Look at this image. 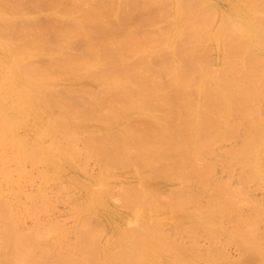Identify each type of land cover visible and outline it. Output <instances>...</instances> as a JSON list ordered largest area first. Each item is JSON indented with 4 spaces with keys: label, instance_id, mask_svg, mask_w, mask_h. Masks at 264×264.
Masks as SVG:
<instances>
[{
    "label": "bare ground",
    "instance_id": "1",
    "mask_svg": "<svg viewBox=\"0 0 264 264\" xmlns=\"http://www.w3.org/2000/svg\"><path fill=\"white\" fill-rule=\"evenodd\" d=\"M10 1L0 0V167L3 166L0 168V263L39 264L40 260L39 235L42 234L39 231L40 217L37 215L35 218V224L32 225L34 229L26 228L21 216L32 214V212L25 213L28 203L20 202L16 196L24 194L21 188L23 185L18 186L20 178L13 177L15 172H11V164L8 165V163L14 160L16 172H19L18 176L28 178L27 164L34 169L37 166L39 170V164L56 167L67 157L72 156L74 159L75 154L80 151L78 150L80 146L77 148L76 142L82 139H79L80 137L87 136L90 140L96 139L93 140L94 143L86 145L87 149L84 147L85 153L88 152V157L96 155L99 161L102 160L100 162L106 165L104 173L99 178V188L94 189V192L91 191L88 198L90 215L92 212L95 214L98 207L100 209L102 207V200L98 199L100 192L103 189L110 191L111 187L108 188L105 182L113 178L114 170L112 169L113 172H111V168L127 169L126 167L130 166L137 173L135 174L137 185H134V188L130 187L132 189L126 187L130 193L133 191L132 193L135 194L131 193L132 197H128V200L125 198L128 207L132 208V219L129 222L127 219L126 228L116 229L117 233L113 236L101 234L100 241L98 240L101 249H97L99 255L97 258L91 257L89 264H158L155 258L159 257L158 252L164 250L167 253L166 249L169 248L162 247L168 243L163 236L159 235L160 239H158L157 234V239L152 240L153 228L161 224L158 225L154 221L160 216L153 220L151 211L154 214L159 213L160 209L155 212L156 204H159L156 199L167 192L160 191L161 194L157 191L158 188L152 185V182L159 178L177 183L173 191L171 188V193L168 191V195L165 194L168 203L162 202L170 206V210L176 209L175 214H179L177 215L179 217H175L179 219L178 225L188 226L187 230L191 229L190 232L193 235L194 226L196 229H198L197 226H201L198 231L201 229V232H207L206 238L211 243H215L219 238L216 245L213 244L215 246L204 249L205 254H201L200 257L205 256L204 259H207L205 264H239L231 260L228 255L230 252H227V247L220 240V237L229 233L228 229L225 226H217L214 220L219 218L231 220L233 208L230 206L237 204L236 201L242 196L247 198L250 194L240 187L239 189L232 186L229 181L224 182L222 178L220 181L215 177L217 176L215 168L218 166H215V157L220 158L222 168H225L232 159H236L241 164L246 163L247 160L250 163L252 159L262 160L264 156V154L260 156L258 151L259 149L264 153V117L261 106L259 108L256 106L264 95L255 98L256 93L249 88L264 84L262 82L264 74L257 70V67L264 65V1L230 0L229 9L219 18L210 15L211 17L209 16L205 22L200 17L205 22L201 27L193 26L191 18L192 16L197 18L198 12L195 13V10L202 9L199 7L203 3V6L207 5L205 0H196L197 2L186 0L189 2L187 5L182 3V0H50V2L37 0L40 6L48 1L44 5H49L47 8L52 10L48 19L52 23L47 20L46 27H44L45 22L43 25L41 23L36 25L39 21L37 23L32 14H29L31 11L29 15L25 13V11L28 12L24 9L28 8L25 0H14L15 3ZM136 1L142 3L143 14L150 13L149 16L147 15L150 21L155 20L157 13L167 17L168 4L174 2L173 13L176 17L174 16L172 26L166 27L167 29L159 28L155 33L138 35L136 31H133L137 28L132 29V23L131 27L129 20L128 23L125 21V18L135 11V4L138 6L139 3L137 4ZM190 1L193 4L203 3L195 9L196 6L190 4ZM57 2H61L60 6ZM20 4L23 6L22 10ZM153 4L158 6L155 7ZM34 9H36L35 6ZM180 14H185L187 19L181 20L178 17ZM204 14L202 13L204 18L208 17ZM144 15L145 19L147 16ZM144 19L142 16L145 22ZM34 21L36 24L33 23ZM205 40L213 41L216 44L213 47L216 46V50H221V55L225 54L220 57L221 59L218 57L221 60L218 66L226 65V68L234 70L228 77L222 75L216 68L211 70L210 60L204 58L205 54L202 53L201 43ZM78 43L80 47L83 45L81 51L75 49L77 46L74 48V45ZM71 48L76 51L72 52ZM251 50L255 53L244 60L248 54H251ZM41 59L44 61L43 64ZM243 60V68L237 69L236 66ZM84 82H89L92 86ZM238 113L242 114L241 119L245 116L249 118L250 115L254 119L256 114L257 118L255 121L252 119L246 121L245 118L243 129L240 131L236 129L235 122H232ZM94 121L96 123L98 121L100 126L91 127L90 124ZM237 124L240 123H236V126ZM26 131L34 134L32 140L21 135V132ZM233 138L241 139L242 143H238L240 146L235 144L224 149L222 145ZM232 149L235 150L231 152ZM254 162L251 161L255 164ZM259 162L264 165V158L262 162L260 160ZM241 171L238 172L241 175L244 172L245 175L250 173L248 170V173ZM36 173L40 176L39 172ZM233 174L231 172L228 177L233 178ZM209 176L213 178L209 179ZM247 178L242 176L238 183L241 184L242 181L244 183ZM36 181L33 192L25 194L31 199L26 197L27 202L33 201L35 207L32 206V211L34 212L35 209H39V206L41 207L39 180ZM193 186L196 187V191L193 190ZM239 186L243 187L242 184ZM245 187L248 186L245 185ZM245 187L243 188L246 189ZM123 189L125 190V187ZM127 190H125L126 193ZM114 191L116 192V189ZM257 203L253 202L252 207L255 208L252 209L259 215L258 219L263 220L264 206ZM162 205L159 204V207L167 209ZM238 205L235 208H238ZM147 207L151 214L144 212ZM70 211L69 213L75 212ZM240 212L235 209L237 218L233 226H242L241 229L245 232L247 226L257 224L252 223L255 218L251 217L253 218L251 220L249 216L247 218ZM170 219L172 220L173 217ZM57 221L55 225L59 222ZM188 223H191L192 228ZM84 224L83 222L79 227L87 226ZM43 229L42 232H45ZM155 229L157 233L158 229ZM71 233H68L69 236L72 235ZM245 236L249 241L250 236ZM245 236L240 237L243 243ZM62 238L64 237L61 236L59 240ZM262 238L260 237V241L264 240V236ZM89 240H86V243ZM159 242L163 245L160 246ZM97 251H94L95 255ZM204 252L202 250V253ZM260 252L264 253L263 247L260 248ZM190 255L185 254L184 259ZM83 256L79 258L83 259ZM27 257H32L31 262H27ZM42 257L44 258V255ZM74 257L78 259L77 256ZM184 259L181 257L183 262L177 264H189ZM86 262L85 264H88Z\"/></svg>",
    "mask_w": 264,
    "mask_h": 264
},
{
    "label": "rangeland",
    "instance_id": "2",
    "mask_svg": "<svg viewBox=\"0 0 264 264\" xmlns=\"http://www.w3.org/2000/svg\"><path fill=\"white\" fill-rule=\"evenodd\" d=\"M8 1H10V0H8ZM13 2L12 3H15L14 2V0H12ZM18 1V0H17ZM17 1H16V3H17ZM40 1H43V0H40ZM95 1H98V0H95ZM169 1H173V0H169ZM185 1V2H184ZM192 1H194V0H192ZM196 1V0H195ZM194 1V2H195ZM206 1V3L205 4H207V5H204L203 6V2H198L197 4H193L191 1H190V4H192V5H194V7H195V9L198 7V6H200L202 3V5L199 7V8H202V9H198V11L197 10H195V13H197L198 12V15L196 16L197 18H193V17H195V16H192V18H191V24L193 25V26H196V27H201V26H203L202 24H204L205 22H206V20H208L209 19V16L210 15H213L215 18H216V16L219 18L220 16H221V14L223 13V12H225V11H227L229 8V6H230V0H205ZM261 1V0H260ZM262 1H264V0H262ZM11 2V1H10ZM25 2L27 3H25V5H27L28 6V8H24L25 10L27 9L28 10V12L27 11H25V13H27V15H29V14H32V17L34 18V20H37L36 22L38 23V21H39V24H36V22L34 21L33 23H35L36 25H40V23L43 25L44 24V22H45V24H44V27H46L45 25H47L46 24V22H47V20L49 19V17L51 16L50 14H51V11L52 10H50V9H48L47 8V6H49V5H44L46 2H48V1H46V2H43L42 4H41V6L39 5V1L37 2V0H25ZM49 2H50V0H49ZM182 3H186V5L189 3L188 1V3L186 2V0H182L181 1ZM197 2V1H196ZM19 3H22V2H19ZM33 3H34V5H33ZM41 3V2H40ZM58 3V2H57ZM61 3V2H60ZM60 3H58L59 4V6H60ZM92 3H96V2H92ZM136 3H137V1H136ZM138 3H139V1H138ZM137 3V4H138ZM215 3V4H214ZM23 4V3H22ZM22 4H20V9L21 8H23V6H22ZM199 4V5H198ZM212 4V5H211ZM24 5V4H23ZM33 5V6H32ZM140 5V6H139ZM153 5H155V7L156 6H158V5H156V4H153ZM169 6H168V9H169V14H168V16L167 17H163L162 16V14H159V13H157V17H155V20H153V21H150V20H148V16H149V14L150 13H144V14H146V18L144 19V17H145V15L143 14V6H142V3H139L138 4V6L135 4V7H134V10L135 11H137V13H138V15H137V13H134L135 11H133V13L132 14H129L126 18H125V21H127V23H128V20H129V24L131 25V23H132V25H133V27H132V25H131V27H132V29L134 28H137L136 30H133L134 32L136 31L137 32V34L138 35H143V33L144 34H149V32H153V33H155V32H157L158 31V29L159 28H165V29H167L166 27H169V26H172V24H173V19H174V16H175V13H173V9H174V7H175V3L174 2H170L169 4H168ZM214 5V6H213ZM27 6H25V7H27ZM34 6H35V8L36 9H34ZM44 6H45V8H44ZM50 6H51V3H50ZM137 6V7H136ZM160 6H162V5H160ZM203 6V7H202ZM207 8H206V7ZM216 6V7H215ZM30 7V8H29ZM39 7V8H38ZM42 7V8H41ZM139 7H142V8H140L139 9ZM151 7V6H150ZM213 7H214V9H213ZM50 8V7H49ZM138 8V9H137ZM24 9H23V11H24ZM137 9V10H136ZM163 9V8H162ZM167 9V10H168ZM216 9H217V11H216ZM22 10V9H21ZM139 10H140V12L142 13L141 15H140V12H139ZM145 10V9H144ZM158 10L160 11V9H159V7H158ZM29 11H31L30 13H29ZM204 11V12H203ZM210 11V12H209ZM215 11H216V13H215ZM214 14H213V13ZM24 13V12H23ZM29 13V14H28ZM77 13V12H76ZM202 13L206 16H208V17H205L204 18V16L202 15ZM135 15V16H134ZM200 15V16H199ZM129 16H132V17H130L129 18ZM142 16H143V19L145 20V22L142 20ZM203 16V17H202ZM176 17V16H175ZM178 17H180L181 18V20H186L187 19V17H186V15L185 14H180ZM203 18L204 20H205V22L203 21V19H201V18ZM211 17V16H210ZM127 19V20H126ZM147 19V20H146ZM211 19V18H210ZM142 20V21H141ZM140 21H141V23H140ZM201 21H203V22H201ZM48 22H49V20H48ZM49 23H52V22H49ZM140 23V24H139ZM135 24V25H134ZM55 25V24H54ZM53 25V26H54ZM50 26V25H49ZM48 26V27H49ZM47 27V28H48ZM52 27V26H51ZM144 29V30H143ZM143 30V31H142ZM150 30V31H149ZM80 43H78V45H79ZM78 45H74V48H75V46H77L75 49H77V51L78 50H80L81 48L83 49V45H82V43H81V47H80V45L78 46ZM214 45H216L213 41H211V40H205V41H203L202 43H201V46H202V53H204L205 54V56H204V58H207V59H209L210 60V62H209V66H210V68H211V70L212 69H214V68H216L217 70H219L220 72H221V74L222 75H224V76H226V77H228L231 73H232V71H234V70H231V69H228V68H226V65L225 66H218L219 65V62H221V60H219V58L222 56V55H225L224 53L221 55L220 53H221V50H219V49H217L216 50V46L215 47H213ZM80 47V48H79ZM71 49H73V48H71ZM215 51H214V50ZM72 52H75L76 50H71ZM81 51V50H80ZM255 52H254V50H251V54H248L247 56H246V58L244 59V60H246L247 59V57L249 56H252L253 54H254ZM219 57V58H218ZM221 59V58H220ZM219 60V61H218ZM244 60L242 61V62H239L238 63V65L236 66L237 67V69H242L243 68V62H244ZM38 61L40 62V59H38ZM43 60L41 59V64H43ZM257 70H258V72H260V73H263L264 74V65H261V66H259V67H257ZM260 73H258V74H260ZM262 82H264V79L262 80ZM86 85H89V82L87 83V82H84ZM89 86H92V84L91 85H89ZM249 88H251L255 93H256V95H255V98H259V96H263L264 95V84H261V85H258V86H256V87H249ZM254 98V99H255ZM262 98H264V97H262ZM260 99L259 101H258V103H259V105H256V106H258V108H259V106H261V110H262V112H263V117H264V99ZM260 101H263V102H261L260 103ZM79 105L81 104V103H78ZM257 104V103H256ZM240 112H242V111H240ZM256 114V113H255ZM239 115H240V117H239ZM257 116V114L255 115V117H254V119H253V117L250 115V117L249 118H246L247 116H245L244 118H242L241 119V117H242V114L241 113H238V115L237 116H234V120L232 121L234 124H235V127H236V129H238V130H242L243 129V123L245 122V118H246V121H251V119L253 120V121H255L256 119L255 118H257L256 117ZM247 119H249V120H247ZM239 120V121H238ZM236 121H238V122H236ZM243 121V122H242ZM95 122V123H94ZM94 122H91V124H90V126L91 127H99L100 126V123L97 121V123H96V121H94ZM236 123H240V124H237L238 126H236ZM242 126V128L240 129V127ZM239 127V128H238ZM235 129V130H236ZM31 131H26L25 133L24 132H21V135L23 134L26 138H30V140H32L33 139V133H32V135H31V133H30ZM22 135V136H23ZM250 137V136H249ZM83 140H82V139ZM88 138H89V140H88ZM241 138V137H240ZM240 138H233L232 140H230V141H228V142H226V143H221V145L224 147V149L226 148V147H230V146H234L235 144H238V143H242V141H240L241 139ZM79 139H81V140H79ZM78 140H79V142L77 141L76 143V145H78L77 146V148H78V150H80L78 153H76L75 154V157H74V159H72V156H70V157H67V158H65V159H63V160H61L62 162H60L56 167L55 166H47V165H45V164H39V170H38V168H36L35 167V169H34V167L32 168V166H28V165H30V164H27V166H26V169H27V172H28V174H26V176H28V178L27 177H25V176H23L24 178H22V175L21 176H18L19 175V172H16V164H15V161L13 160V162H9L8 163V165H10V170H11V172L13 171V172H15V173H13L14 174V178L15 179H19L18 181H19V184H18V186L20 185H23V187L21 186V188H22V190L24 191L23 193L24 194H22V196H20V195H16L17 196V198H19V200H20V202L21 201H23L22 203H24V204H27L26 205V207H27V209L24 211L25 213H31L32 212V214H25V215H23L25 218H23V216H21L22 217V221L24 222V224H26L25 226H26V228L28 229V230H30L31 229V227L33 228V226L32 225H34L35 223V218L37 217V215H39L38 217H40L39 218V225H41V226H39L40 228H39V231L43 234V237H42V234H40L39 235V252L41 253H39V264H85V262L86 263H88L94 256H96L95 258H97V256L99 255V251H97V249L99 250V249H101V245H100V243H99V239L101 238L100 236H101V234H102V236H113L115 233H117V231H116V229H118V228H122V227H124V228H126L125 226L127 225V223L130 221V219H132L131 217H132V212L133 211H131L132 210V208H130V207H128V205H127V203H126V199L125 198H127V200H128V197H132L131 196V193L133 192V191H131V193H130V190H127L126 189V187L127 188H130V187H132V188H134L135 186L134 185H137L136 183H137V173H135L136 171L134 170V169H132L130 166H127L126 168L127 169H123V167H122V169L120 168V167H118V168H116L117 170H115V167H113V168H111L110 170H111V172H113L112 171V169L114 170V172L112 173V176H113V178H110L109 180H107L105 183L107 184V186H108V188L109 187H111V188H109V190L110 191H107L108 189H106V190H104L103 189V191H101L100 192V196L98 197V199L99 200H102V207H101V209L98 207V209H97V213L95 212V214H94V212H92L91 213V215H90V205H88V203L90 202V201H88V198H89V196H90V193H91V191H93L94 192V189H98L99 188V178L101 177L100 175L101 174H103L104 173V167H106V165H105V163H103V162H100V161H102V160H100L99 161V158H97V156L96 155H90L89 157H88V152L87 153H85V149H84V147L86 148V145H88V143H94L93 142V140L95 141V139L96 138H93V140H90V137H87V136H85V138H83V137H80ZM85 140H86V142H85ZM87 140H88V142H87ZM90 141H92V142H90ZM46 144H47V142H46ZM83 144H84V146H83ZM89 144V145H90ZM222 146H221V148H222ZM238 146H240V144H238ZM90 147H91V145H90ZM89 147V148H90ZM87 148H88V146H87ZM86 148V149H87ZM257 148V147H256ZM227 149V148H226ZM83 150V151H82ZM233 150H235V149H232V150H230L231 152L233 151ZM258 151H259V153H260V156H262L264 153H262V151H260L259 149H258ZM222 153H224L223 151H222ZM262 153V154H261ZM80 154V155H79ZM87 156H86V155ZM235 153H233V155H234ZM83 155V156H82ZM232 155V156H233ZM74 156V155H73ZM77 156H79V157H77ZM81 156H82V158H81ZM84 157V158H83ZM87 157V158H86ZM95 157V158H94ZM216 158V164H215V166L216 165H218V166H216L217 168H215L216 170H215V174L217 175V176H215V177H217V179H223L224 180V182L226 181V182H230L231 184H232V186L234 185L235 187H240V188H242L243 190H246V191H248L249 192V197H244V196H242V198L241 199H238L237 201L239 202V200H242L241 202H239L240 203V206L238 205V202L236 201V203L237 204H235L234 203V205H236V206H234V205H232V206H230L231 208H233V212L231 211V209H230V211H231V215H230V219L231 220H229V221H227V220H225L224 218H219V219H215L214 220V222H215V224L217 225V226H225L227 229H228V231H229V233H227L225 236H223V237H220V240H221V242L223 243V245H225L226 247H227V249H228V251L227 252H230V253H228V255H230L229 257L231 258V260H233L234 262H239V264H264V253L263 254H261V252H260V248L261 247H263V249H264V240H261V241H263V242H261L260 241V237L262 238V236H264V219L263 220H259L258 218H259V215H257L256 214V211L255 210H253L255 207H252L253 206V202H258L257 204H259V205H263L264 206V169H261V168H264V165H261V163L259 162V160L262 162V160H263V158H264V156L262 157V160L259 158V159H252V160H250V163L248 162L249 160H247V161H245L246 163H244V162H242L241 164H240V162H238V161H236V159H232L231 160V162H228V165L227 166H225V168H222L223 166L221 165V163H220V158L219 157H215ZM71 159V160H70ZM84 159V160H83ZM91 161H90V160ZM94 159V160H93ZM96 160V161H95ZM72 161V162H71ZM82 161H86L85 163L84 162H82ZM87 161H88V163H87ZM90 161V162H89ZM92 161H94L93 163H92ZM251 161H255L254 163L255 164H253V163H251ZM13 163V164H12ZM84 163V164H83ZM91 163H92V165H91ZM102 164L101 166L100 165H98V164ZM239 163V164H238ZM244 163V164H243ZM259 163V164H258ZM85 164H87L86 166H85ZM246 164V165H245ZM253 164V165H252ZM43 165H44V167H43ZM258 165H259V167H258ZM82 166V167H81ZM92 166V167H91ZM241 166V167H240ZM245 167V168H243V167ZM1 167H3V166H1ZM0 167V168H1ZM81 169H80V168ZM91 167V168H90ZM101 167H102V169H101ZM117 167V166H116ZM254 167H256L257 168V172H256V168L254 169ZM46 168V170H44V169ZM125 168V167H124ZM242 169V171H246L247 172V170L248 171H250V173L249 174H246L245 175V172H244V174H239L240 173V169ZM33 169V170H32ZM245 169V170H244ZM254 169V170H253ZM1 170V169H0ZM101 170V171H100ZM41 171V172H40ZM44 171V172H43ZM91 171V172H90ZM98 171H100V172H98ZM134 171V172H133ZM241 171V172H242ZM252 171H254V173H258L257 174V176H256V174L255 175H253L254 173L252 172ZM26 172V173H27ZM36 172H39V175L40 176H37L36 174H38V173H36ZM234 173L232 176H233V178L232 177H228L229 176V174L230 173ZM239 172V173H238ZM30 173V174H29ZM33 173V174H32ZM41 173V174H40ZM43 173H45V174H43ZM53 173H54V175H53ZM115 173V174H114ZM248 173V172H247ZM17 174V175H16ZM42 174H43V176H42ZM136 174V175H135ZM16 175V176H15ZM33 175H34V177H33ZM50 175V176H49ZM53 175V176H52ZM58 175V176H57ZM18 176V177H17ZM37 176V177H36ZM45 176H46V178H45ZM248 177L247 179H245V181H244V183H243V181L241 182V184H242V186L243 187H245V185L246 186H248V187H245L246 189H244L243 187H241V186H239V185H241V184H239L238 182H239V180L241 179V177ZM50 177V178H49ZM196 177V176H195ZM22 178V179H21ZM30 178V179H29ZM39 178V179H38ZM42 178V179H41ZM52 178V179H51ZM211 178H213V176H209V179H211ZM238 178V179H237ZM26 179H29V180H27L26 181ZM39 180V192H41L40 194H39V198H40V200H39V205L41 204V207L39 206V209L37 208V209H35V212H34V210L32 211V209H33V207H35L34 206V203H33V201H31V203L29 202L31 199L30 198H28V196H25V194H29V193H31V192H33V190H34V188H35V185L36 184H34V183H36L37 181L36 180ZM47 179H49V180H47ZM221 179V180H222ZM237 179V180H236ZM31 180H34V181H31ZM59 182H58V181ZM98 180V181H97ZM220 180V181H221ZM23 181H25V182H23ZM28 181H30V182H28ZM36 181V182H35ZM49 181V182H48ZM57 181V182H56ZM63 182V183H61V182ZM23 182V183H22ZM32 182V183H31ZM51 182V183H50ZM55 182V183H54ZM98 182V183H97ZM136 182V183H135ZM223 182V181H222ZM49 185V187L46 185ZM55 184V185H51V184ZM57 183V184H56ZM30 184V185H29ZM244 184V185H243ZM26 185H28V187L26 186ZM96 185H98V186H96ZM152 185L155 187V188H158V192H170L171 193V191H173L174 190V186H176L177 185V183H172V181H168L167 179H160L159 178V180H155V181H153L152 182ZM238 185V186H237ZM27 188H26V187ZM45 186V187H44ZM62 188H61V187ZM118 186V187H117ZM134 186V187H133ZM173 186V187H172ZM60 187V188H59ZM95 187H97V188H95ZM115 187V188H114ZM117 187V188H116ZM119 187H122L121 189H122V191H120L121 189L119 188ZM125 187V190H127L129 193H130V196H129V193L127 194L126 193V191L123 189ZM30 188V189H29ZM56 190H55V189ZM132 188H130V189H132ZM171 188H172V190H171ZM193 190L194 191H196V187H194L193 186ZM239 188V189H240ZM249 190H248V189ZM16 189H18V187H16ZM64 189V190H63ZM116 189V192L114 191V190ZM118 189H119V191H118ZM160 189V190H159ZM46 190V191H45ZM58 190H59V195H58ZM61 190V191H60ZM163 190V191H162ZM171 190V191H170ZM56 191V192H55ZM66 191V192H65ZM97 191V190H96ZM114 191V192H113ZM46 192V193H45ZM110 192V193H109ZM157 192V193H158ZM160 192V193H161ZM167 192L166 193H164V197L162 196H160V195H158V197L160 196L161 198H162V200L160 199V197L158 198V199H156V202H157V200H158V203L159 204H163L162 206H165V208L167 207V209H162V207L160 206L159 207V204H156L157 205V208H155V212H157L159 209V213H155L154 214V212H152L151 211V213L153 214L152 216L154 217L153 218V220L154 219H156L158 216H160V217H158V219H156V220H159V221H156V220H154L156 223H158V225H160L161 224V226H159V227H154L153 229L155 230H152V236H154V237H152V240H155V239H157L156 237L158 236V239H160V236L162 237L163 236V239L165 238L166 239V241L168 242V243H166L165 245H163V243H160L159 245L161 246V245H163L162 247H164V249H166V247L167 248H169V249H166L167 251V253H165V251L164 250H162V252H158V255H159V257L157 256V257H155L154 255H152L153 257H155L157 260H158V264H177V263H182L183 262V260H181V257H182V259H184V255L185 254H188V255H190V256H188V258L187 259H184V260H186V261H188V263L189 264H205V262H207V259H204V258H206L205 256L204 257H200V256H202L201 254H205V252H204V249H206V248H209V247H213V246H215L216 245V243L219 241V238L216 240V242L215 243H211L206 237V233L207 232H201V229H200V231H198L199 230V228L201 227H199V226H197L198 227V229H196V226H194L193 228V232H194V235H193V233L192 232H190V231H192L191 229L188 231L187 229H189L188 228V226H186V227H183V226H179L178 224L180 223V222H178L179 221V219H177V218H175V217H179V216H177V215H179L178 213H177V215L175 214V211H176V209L173 211V210H170L169 208H170V206H168V205H164L165 203H168L167 201H168V198L167 197H165V194H167ZM51 193H52V195H51ZM66 193V194H65ZM115 193V194H114ZM124 193H126L124 196H123V194ZM159 193V194H160ZM46 194H48L49 196H47ZM54 194V195H53ZM67 194H69V195H67ZM120 196H119V195ZM43 195H45L44 196V199H42L43 197ZM67 195V196H66ZM118 195V196H117ZM132 195H135L134 193H132ZM168 195V194H167ZM247 195V196H248ZM19 196V197H18ZM25 196V197H24ZM60 196V197H59ZM112 196V197H111ZM155 196H157V195H155ZM28 199H30V200H28V202H27V198ZM49 197H51V199H53V200H51ZM56 199H55V198ZM59 197V198H58ZM66 197V198H65ZM111 197V198H110ZM118 197V198H117ZM48 198V199H47ZM62 198V199H61ZM115 198V199H114ZM156 198V197H155ZM163 198H164V200H163ZM64 199V200H63ZM66 199V200H65ZM111 199V200H110ZM122 199V200H121ZM160 199V200H159ZM47 200H49V201H47ZM119 201V203H118V201ZM53 201V202H52ZM58 201V202H57ZM64 201V202H63ZM165 202V203H163V202ZM46 202V203H45ZM50 204H49V203ZM61 202V203H60ZM122 202V203H121ZM30 203V204H29ZM43 203H45V205L43 204ZM48 203V204H47ZM53 203V204H52ZM78 203V204H77ZM123 203H125V204H123ZM241 203H243L242 205H241ZM32 204V205H31ZM56 204V205H55ZM62 206H61V205ZM70 205H72V206H74V207H72V206H70ZM79 205H81V208H79ZM237 205H238V208H235V207H237ZM33 206V207H32ZM76 206V207H75ZM78 206V207H77ZM83 206H84V208H83ZM234 206V207H233ZM31 207V208H30ZM53 207V208H52ZM66 207H69V208H66ZM105 209H104V208ZM132 207V206H131ZM71 208V209H70ZM75 208V209H74ZM124 208V209H123ZM176 208V207H175ZM253 208V209H252ZM30 209V210H29ZM79 209V210H78ZM88 211V214H87V211ZM142 209H144V208H142ZM149 208L147 207L146 208V210L144 211V212H147V213H150V210H148ZM162 209V210H161ZM235 209L237 210H239V211H241L244 215H245V217H247L248 218V216H249V218L252 220L253 218H255V219H253L254 221H252V223H253V225H255L256 223V225L255 226H247V229H246V231L244 232L243 231V229H241L242 228V226H233L234 225V223H235V219L237 218V214H235ZM55 210V211H54ZM64 210H65V212H64ZM70 210H72V211H75V212H72V211H70ZM86 211V212H84V211ZM93 210V211H94ZM264 210V209H263ZM27 211H29V212H27ZM47 211H48V213H47ZM60 211V213H58ZM62 211H63V213H62ZM67 211V212H66ZM69 211L70 212H72V213H69ZM162 211V212H161ZM258 211V210H257ZM36 214V216H35V214ZM50 212H52V213H50ZM54 212V213H53ZM111 212V213H110ZM172 212V213H171ZM240 212V213H241ZM44 213H45V215H46V217H45V215H44ZM56 213L58 214V215H56ZM62 213V214H61ZM74 213V214H73ZM100 213V214H99ZM150 213V214H151ZM174 213V214H173ZM71 214H73V215H71ZM84 214H87V215H85L84 216ZM97 214V215H96ZM157 214V215H156ZM159 214V215H158ZM170 214V215H169ZM173 214V216H171ZM30 215V216H29ZM70 215V216H69ZM257 216V219H256V216ZM35 216V217H34ZM41 216H42V219H41ZM56 216L58 217L57 219H56ZM71 216H72V218H71ZM74 216V217H73ZM89 216V217H88ZM163 216H165V217H163ZM236 216V217H235ZM255 216V217H254ZM32 219H31V218ZM59 217H60V219H59ZM105 217V218H104ZM162 217V218H161ZM173 217V219L171 220L170 218H172ZM251 217H253V218H251ZM29 218V219H28ZM71 218V219H70ZM83 218V219H82ZM89 218V219H88ZM165 218V219H164ZM44 219H45V221H44ZM87 219V220H86ZM94 219H95V221H94ZM127 219H128V222H127ZM167 219V220H166ZM177 219V220H176ZM190 219V218H189ZM41 220V221H40ZM50 220V221H49ZM55 220V221H54ZM60 222L61 221V223H59L58 221ZM83 220V221H82ZM162 220V221H161ZM178 222H176V221ZM191 220V219H190ZM190 220H187V221H190ZM54 221V222H53ZM56 221L58 222L57 223V225H55L56 224ZM82 221V222H81ZM92 221V222H91ZM227 221V222H226ZM262 223H261V222ZM64 222V223H63ZM83 222L85 223V224H87V226H86V229L82 226H80L79 227V225H82L83 224ZM102 222V223H101ZM176 222V223H175ZM232 222V223H231ZM43 223H46V224H44L43 225ZM51 223V224H50ZM67 223V224H66ZM160 223V224H159ZM261 224V225H259V224ZM58 224H59V226H58ZM60 224H63L64 226L62 227ZM91 224V225H90ZM103 224V225H102ZM174 224V225H173ZM189 224V223H188ZM191 224V223H190ZM190 224H189V226H190ZM249 224H251V223H249ZM31 225V226H30ZM42 225H43V227H42ZM48 225V226H47ZM101 225V226H100ZM257 225H259V226H257ZM55 226V227H54ZM75 226V227H74ZM179 226V227H178ZM48 227H50V228H48ZM88 227V228H87ZM168 227V229H166ZM44 228V229H43ZM60 228H62V229H60ZM77 228V229H76ZM81 228H83V229H81ZM155 228H157L158 229V231H157V233H156V229ZM179 228V229H178ZM190 228H192V226H190ZM34 229V228H33ZM41 229V230H40ZM42 229L45 231V232H42ZM60 229V231H58ZM164 229V230H163ZM182 229V230H181ZM32 230V229H31ZM49 230V231H48ZM64 230V231H63ZM73 231V233H71L72 231ZM162 230V231H161ZM186 230V231H185ZM195 230H197V231H195ZM54 231H56L55 233H54ZM65 231H66V233H65ZM164 231H165V233H164ZM167 231V232H166ZM169 231V232H168ZM184 231V232H183ZM64 232V233H63ZM71 233L70 235L71 236H69V234L68 233ZM75 232H77V233H75ZM155 232V233H154ZM192 233V234H191ZM48 234V235H47ZM158 234V235H157ZM169 234H171V235H169ZM174 234V235H173ZM178 234V235H177ZM186 234V235H185ZM51 235V236H50ZM60 235V236H59ZM76 235V236H75ZM81 235H83V236H81ZM157 235V236H156ZM160 235V236H159ZM184 235V236H183ZM191 235V236H190ZM193 235V236H192ZM239 235V236H238ZM245 235H247V236H250V240L248 241L247 240V238H246V236ZM49 236V237H48ZM58 236V237H57ZM61 236L62 237H64V238H62V240H64V242L62 241V240H59V238L61 239ZM177 236V237H176ZM238 236V237H237ZM241 236H245V242L243 243V242H241V240H240V237ZM40 237H41V239L43 240H41L40 239ZM47 237V238H46ZM57 237V238H56ZM82 237V238H81ZM94 237V238H93ZM45 238V239H44ZM71 238V239H70ZM90 238H92V239H90ZM96 238H98V239H96ZM155 238V239H154ZM173 238H176V239H173ZM90 239V240H89ZM94 239H96V240H94ZM184 239V240H183ZM263 239V238H262ZM58 240V241H57ZM84 240V241H83ZM86 240H89V241H87V243H86ZM99 240V241H98ZM198 241V242H196V241ZM54 241V242H53ZM60 241H62V242H60ZM68 241V242H67ZM82 241V242H81ZM94 244V245H92V243ZM94 241V242H93ZM81 242V243H80ZM90 242V243H89ZM54 243V244H53ZM79 243H80V245H79ZM83 243V244H82ZM157 243H158V241H157ZM170 243V244H169ZM182 243V244H181ZM195 243H196V245H198L196 248H195ZM198 243V244H197ZM261 243V244H260ZM56 244L58 245V246H56ZM60 244H62V246L60 245ZM74 244V245H73ZM88 244V245H87ZM90 244H91V248H90ZM154 244H155V242H154ZM175 244H177L176 246L177 247H175ZM179 244V245H178ZM213 244H215V245H213ZM65 245V246H64ZM67 245V246H66ZM69 245V246H68ZM182 245V246H181ZM195 245V246H194ZM49 246H50V248H49ZM92 246H93V248H92ZM99 246V247H98ZM170 246V247H169ZM186 246V247H185ZM52 247V248H51ZM56 247V248H55ZM64 247H66L65 249H64ZM69 247V248H68ZM81 247V248H80ZM83 247V248H82ZM161 247V249H163ZM188 247V248H187ZM193 247V248H192ZM45 248V249H44ZM86 248V249H85ZM96 248V249H95ZM175 248V249H174ZM198 248H200V249H198ZM43 249V250H42ZM193 249V250H192ZM198 249V250H197ZM212 249V248H211ZM41 250V251H40ZM49 251V252H47V251ZM62 251V252H59V251ZM91 250V251H90ZM97 251L96 252V255H95V252L94 251ZM169 250V251H168ZM173 250V252H170V251H172ZM202 250H203V252L204 253H202ZM230 250V251H229ZM67 251V252H66ZM79 251V252H78ZM83 251V252H82ZM90 251V252H89ZM189 251H191V252H189ZM198 251V252H197ZM200 251V252H199ZM42 252H47V253H45V254H43ZM50 252H52V253H50ZM65 252V253H64ZM70 252V253H69ZM164 252V253H163ZM177 252V253H176ZM81 255H80V254ZM88 253L91 255H88ZM98 253V254H97ZM173 253H176V254H173ZM181 253H183V254H181ZM190 253V254H189ZM194 253V254H193ZM196 253H198V254H196ZM213 254H214V252H212ZM62 254V255H61ZM65 254V255H64ZM172 254V255H171ZM41 255V256H40ZM44 255V258L42 257ZM51 256V258H50V256ZM53 255V256H52ZM64 255V257H62ZM71 255H74V256H77L78 257V259L77 258H75L74 256H71ZM80 255V256H79ZM82 255H84L83 257V261H81V259L79 258V257H82ZM87 255H88V257H87ZM193 255H194V258H193ZM261 255V256H260ZM30 256H32V255H30ZM48 256V257H47ZM85 257H87V258H85ZM92 257V258H91ZM185 257H187V255L185 256ZM32 258V257H31ZM30 257H27V259H28V261L27 262H31V259ZM48 258V260H46ZM68 258V260L66 261V259ZM91 258V259H90ZM150 258V257H149ZM53 260V262H50V260ZM84 259H85V261H84ZM198 259V260H197ZM44 260V261H43ZM47 262H46V261ZM56 260H58V261H56ZM206 260V261H205ZM0 261H1V258H0ZM62 261H63V263H62ZM71 261V262H70ZM76 263H75V262ZM81 261V262H80ZM180 261V262H179ZM41 262V263H40ZM46 262V263H45ZM48 262H50V263H48ZM68 262H70V263H68ZM74 262V263H73ZM80 262V263H79ZM0 264H2V263H0ZM89 264V263H88ZM148 264V263H147Z\"/></svg>",
    "mask_w": 264,
    "mask_h": 264
}]
</instances>
